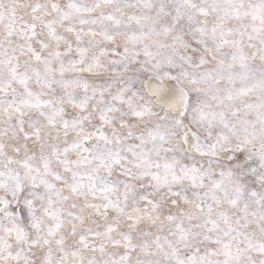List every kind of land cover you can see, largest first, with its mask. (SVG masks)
Segmentation results:
<instances>
[{
  "label": "snow or ice",
  "instance_id": "1",
  "mask_svg": "<svg viewBox=\"0 0 264 264\" xmlns=\"http://www.w3.org/2000/svg\"><path fill=\"white\" fill-rule=\"evenodd\" d=\"M0 264H264V0H0Z\"/></svg>",
  "mask_w": 264,
  "mask_h": 264
}]
</instances>
